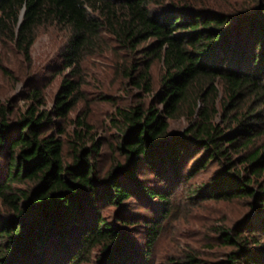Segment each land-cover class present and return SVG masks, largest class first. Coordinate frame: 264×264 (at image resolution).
Segmentation results:
<instances>
[{"label":"trees","instance_id":"16d2710c","mask_svg":"<svg viewBox=\"0 0 264 264\" xmlns=\"http://www.w3.org/2000/svg\"><path fill=\"white\" fill-rule=\"evenodd\" d=\"M46 26L68 33L53 106L35 82L0 104V264H264V0H0V40L28 61ZM109 52L126 105L85 89ZM94 101L114 108L112 143ZM205 202L246 210L213 222L214 260L176 242Z\"/></svg>","mask_w":264,"mask_h":264},{"label":"rangeland","instance_id":"374dc122","mask_svg":"<svg viewBox=\"0 0 264 264\" xmlns=\"http://www.w3.org/2000/svg\"><path fill=\"white\" fill-rule=\"evenodd\" d=\"M242 2L243 0H237ZM68 38V33L54 26L42 27L38 31V37L32 47L31 60L25 59L10 38H3L0 40V54L2 56V66L9 72L0 70V104L7 103L8 100L14 99L20 106H24L25 101L22 100V94L27 90L28 86L35 82L37 86L43 87L47 106L52 107L54 104V96L60 87V77L52 76L51 74L60 62L61 46ZM85 70L89 78V84L86 86V92L91 99L96 98L100 92L106 94H113L120 99H124L122 103L127 104L132 99V96L127 94L121 87L122 81L115 72V56L109 52L104 56H93L85 63ZM160 62H155L153 67V78L156 85L159 83V78L162 72ZM122 89V90H121ZM102 94V93H101ZM84 108L81 102L77 109L71 113V118H77L79 111ZM114 108L101 101H94L91 106L90 122L96 126L97 132L103 136L110 143L115 138L116 131L112 128L111 112ZM185 123L177 122L173 125L174 131L183 130ZM72 129V125L68 130ZM106 157L110 155L108 149L105 151ZM109 159V157L107 158ZM204 177V176H201ZM205 178V177H204ZM245 208L242 203H215L205 202L200 206L192 209L189 213L184 214L180 221L176 224L180 228L181 236L167 235L162 238L156 248L157 258L160 260L161 256L169 252L172 247V240L177 239V243H183L185 246H192L195 250L202 253L207 260H214L218 255L219 248L214 250L209 249L206 245L205 237L208 231L214 225L213 222L220 224V219L226 218L229 222H233L242 218ZM138 238V237H137ZM140 239V237H139ZM173 250V248H172ZM171 250V251H172Z\"/></svg>","mask_w":264,"mask_h":264}]
</instances>
